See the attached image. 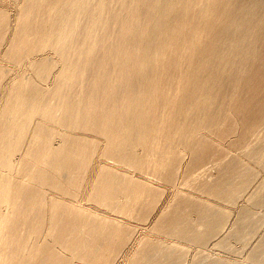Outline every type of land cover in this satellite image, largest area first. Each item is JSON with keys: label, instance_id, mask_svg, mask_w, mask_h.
Here are the masks:
<instances>
[{"label": "bare ground", "instance_id": "1", "mask_svg": "<svg viewBox=\"0 0 264 264\" xmlns=\"http://www.w3.org/2000/svg\"><path fill=\"white\" fill-rule=\"evenodd\" d=\"M0 264H264V0H0Z\"/></svg>", "mask_w": 264, "mask_h": 264}]
</instances>
